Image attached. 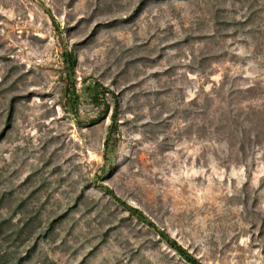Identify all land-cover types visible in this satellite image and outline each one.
I'll use <instances>...</instances> for the list:
<instances>
[{"label": "rangeland", "instance_id": "374dc122", "mask_svg": "<svg viewBox=\"0 0 264 264\" xmlns=\"http://www.w3.org/2000/svg\"><path fill=\"white\" fill-rule=\"evenodd\" d=\"M149 219L264 264V0H0V264H188Z\"/></svg>", "mask_w": 264, "mask_h": 264}, {"label": "trees", "instance_id": "16d2710c", "mask_svg": "<svg viewBox=\"0 0 264 264\" xmlns=\"http://www.w3.org/2000/svg\"><path fill=\"white\" fill-rule=\"evenodd\" d=\"M64 60L67 61L66 68L70 71V73H74L75 65H76V55L72 50H69L67 52H64ZM68 89V85H67ZM105 92V90H103ZM99 92L94 90L92 95V100L97 103V105L101 104L100 101H103V99H99ZM117 113V111H116ZM115 113V116H116ZM114 123L110 125L109 127V133L107 134L106 143H109L110 141L113 142L115 145L118 141L116 138V133L118 132V124H116V118H114ZM113 198L120 203H124L123 201L119 200L116 196H113ZM137 210L134 209V211H131V214L134 216L135 219H141L143 221L144 216H139L137 214ZM146 217V216H145ZM147 218H145L146 220ZM144 222V221H143ZM148 227L151 229H154L157 234L160 236L162 241H164L173 251H175L186 263L188 264H202V262L192 253L188 252L186 248L180 245L176 240L169 237V235L165 234L164 232H161V230L149 219Z\"/></svg>", "mask_w": 264, "mask_h": 264}]
</instances>
